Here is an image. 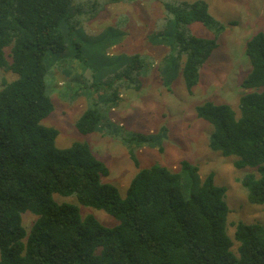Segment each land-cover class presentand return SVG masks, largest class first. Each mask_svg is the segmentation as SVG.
I'll return each mask as SVG.
<instances>
[{
    "label": "trees",
    "instance_id": "1",
    "mask_svg": "<svg viewBox=\"0 0 264 264\" xmlns=\"http://www.w3.org/2000/svg\"><path fill=\"white\" fill-rule=\"evenodd\" d=\"M132 1L0 0V69L15 75L2 80L0 89V264H264V225L235 223L232 249L226 190L214 184L212 173L186 197L182 174L196 169L187 162L180 172L154 165L134 175L122 198L102 181L109 169L88 145L58 148L57 130L41 124L53 111L45 62L63 56L72 32L107 5ZM161 4L169 28L164 82L179 69L190 94L217 39L235 23L217 21L201 0ZM194 23L213 38L194 36L189 28ZM70 43L79 52L80 46ZM244 52L250 73L240 82L244 93L237 108L205 102L195 112L212 128L209 149L233 158L235 169H250L239 181L248 202L263 205L264 33L254 34ZM145 62L146 57L130 55L101 82L102 90L93 86L98 100L75 123L82 135L100 132L120 142L136 168V150L163 151L164 128L150 136L109 131L101 124L99 105L111 111L119 92L138 91ZM54 195L73 196L80 206L102 211L118 224L104 227L93 215L82 217L76 206L57 203ZM26 212L35 217L29 231L23 226Z\"/></svg>",
    "mask_w": 264,
    "mask_h": 264
},
{
    "label": "rangeland",
    "instance_id": "2",
    "mask_svg": "<svg viewBox=\"0 0 264 264\" xmlns=\"http://www.w3.org/2000/svg\"><path fill=\"white\" fill-rule=\"evenodd\" d=\"M201 1L208 5L209 13L217 21L235 24L227 26L217 39V48L200 69L198 82L190 94L186 92L179 69L172 74L170 83L164 82V77L169 74L166 75L163 63L169 52V28L161 0L110 4L84 28L72 32L63 56L45 62L46 90L53 111L41 124L57 130L55 144L58 148H67L74 143L88 145L109 169L108 177L102 181L114 185L122 198L134 175L140 169L154 165L173 172H180L182 162L195 168L196 171L187 169L182 174V191L186 197L212 173L214 184L226 190L227 236L235 250L234 224L264 225V204H250L241 186L240 178L250 173V169H235L233 158L221 157L209 149L212 128L197 118L195 109L205 102L237 108L244 93L240 82L250 73L245 44L254 34L264 33V0ZM189 28L196 37L213 38L200 24L194 23ZM70 42L80 46L79 52ZM133 54L146 57L141 88L136 92H119L118 106L111 111L107 112L104 104L99 107L101 112L104 111L101 124L109 131L150 136L164 128L162 152L158 147L147 146L136 150L139 168L134 166L120 142L100 132L82 135L75 129L76 121L98 100L93 86L102 90L101 82ZM14 79L15 75L0 69V89L2 80ZM54 199L59 204L76 206L82 217L93 215L104 227L112 228L118 224L102 211L80 206L73 196L54 195ZM22 218L23 226L29 231L35 217L26 212Z\"/></svg>",
    "mask_w": 264,
    "mask_h": 264
}]
</instances>
